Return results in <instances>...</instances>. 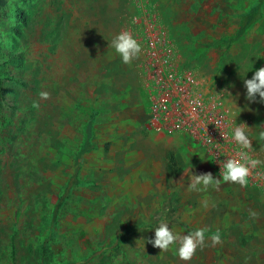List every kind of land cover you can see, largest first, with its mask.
<instances>
[{
	"label": "rangeland",
	"instance_id": "obj_1",
	"mask_svg": "<svg viewBox=\"0 0 264 264\" xmlns=\"http://www.w3.org/2000/svg\"><path fill=\"white\" fill-rule=\"evenodd\" d=\"M142 1L264 161V103L243 83L264 67V0ZM136 8L0 0V264H264V195L232 182L189 191L192 176L220 177L192 144L147 130L140 55L124 64L111 46ZM88 124L95 148L80 160ZM161 222L181 235L205 229V245L190 261L154 247Z\"/></svg>",
	"mask_w": 264,
	"mask_h": 264
},
{
	"label": "built area",
	"instance_id": "obj_2",
	"mask_svg": "<svg viewBox=\"0 0 264 264\" xmlns=\"http://www.w3.org/2000/svg\"><path fill=\"white\" fill-rule=\"evenodd\" d=\"M135 4L136 11L124 23L123 31L131 32L142 45L147 130L165 140L188 141L220 177L227 159H242L233 138V130L241 122L202 76L181 67L171 34L154 12L142 0ZM251 159H257L253 147L244 150L242 161L250 167L247 184L264 195V170L260 164L251 167Z\"/></svg>",
	"mask_w": 264,
	"mask_h": 264
},
{
	"label": "clouds",
	"instance_id": "obj_3",
	"mask_svg": "<svg viewBox=\"0 0 264 264\" xmlns=\"http://www.w3.org/2000/svg\"><path fill=\"white\" fill-rule=\"evenodd\" d=\"M115 53L119 55L124 64L131 63L138 58L142 52V45L129 31H123L117 34L111 43ZM246 89V99L249 102H255L257 97L259 101L264 103V67L254 71L251 79L243 80ZM219 96L220 93H216ZM47 92H41V98L47 99ZM196 102H199L198 100ZM38 106V105H37ZM249 127L244 123H238L233 130V138L241 148V160L227 159L223 163V172L220 178H214L211 173L202 174L199 176H192L189 183V191H207L209 187H219L222 182L238 183L245 185L248 181L250 167L248 164L242 162L244 158V150L251 149V140L247 134ZM261 137L264 138V132H261ZM264 163L259 159H251V167ZM207 206V202H205ZM213 244L220 242L221 237L219 233L210 237ZM206 230L198 228L187 235H181L173 228L169 227L167 222H161L158 227L154 229V239L147 241L152 243L154 247L162 251H168L170 247L177 246L176 252L178 257L183 261H190L196 254L198 249L205 245ZM145 246V244H144Z\"/></svg>",
	"mask_w": 264,
	"mask_h": 264
},
{
	"label": "trees",
	"instance_id": "obj_4",
	"mask_svg": "<svg viewBox=\"0 0 264 264\" xmlns=\"http://www.w3.org/2000/svg\"><path fill=\"white\" fill-rule=\"evenodd\" d=\"M260 12V6L258 5L256 7V9H254L251 13L247 14L246 16H244L241 20L239 29L237 31L236 36H239L241 34H243L245 31H247L249 28L252 27V25L254 24V21L256 20V18H258V14ZM93 130H92V126L90 124H88L84 130V140L81 144L80 147V160L82 158V156H84L86 153L90 152L91 150H93L95 148V144L93 143ZM69 193V190H67L66 194ZM61 204H59L60 206ZM91 260V258H87L85 260H83L81 263H77V262H67L65 264H87L89 263Z\"/></svg>",
	"mask_w": 264,
	"mask_h": 264
},
{
	"label": "crops",
	"instance_id": "obj_5",
	"mask_svg": "<svg viewBox=\"0 0 264 264\" xmlns=\"http://www.w3.org/2000/svg\"><path fill=\"white\" fill-rule=\"evenodd\" d=\"M146 120H147V114H146ZM147 122V121H146ZM150 133V132H149ZM151 135H153V137L155 138V140L156 141H158V142H166V143H170V144H174V143H180V144H184L185 146H187V147H190L189 145H190V143L187 141L186 143L184 142L185 140H176V141H172V140H165V139H163L161 136H159V135H155V134H152V133H150ZM192 150V149H191ZM194 153H199L200 155H202V153L199 151V150H197V149H194V150H192ZM254 189V188H253ZM255 190H257V189H255ZM258 191V190H257ZM259 192V191H258Z\"/></svg>",
	"mask_w": 264,
	"mask_h": 264
}]
</instances>
